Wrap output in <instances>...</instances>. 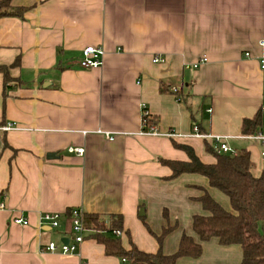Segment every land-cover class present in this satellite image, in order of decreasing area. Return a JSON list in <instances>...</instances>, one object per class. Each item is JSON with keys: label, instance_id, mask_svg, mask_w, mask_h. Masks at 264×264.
Masks as SVG:
<instances>
[{"label": "crops", "instance_id": "obj_1", "mask_svg": "<svg viewBox=\"0 0 264 264\" xmlns=\"http://www.w3.org/2000/svg\"><path fill=\"white\" fill-rule=\"evenodd\" d=\"M10 7L27 9L0 17V64L10 65L6 85L0 72V125H16L0 132V264H127L90 230L76 252L46 249L73 240L75 208L121 214L127 250L155 254L170 226L164 254L178 250L184 233L200 241L193 216L209 212L198 198L207 190L233 211L230 199L205 175L171 177L161 161H189L178 143L216 162L206 144L221 153L217 143L193 135L195 126L226 137L236 152L249 150L253 175L262 174L264 140L253 136L264 135V122L250 136L243 121L259 111L264 118V0H10ZM89 45L103 47L102 66L81 65ZM145 111L159 134L145 132ZM43 213H60V226L40 227ZM21 216L30 223L14 221ZM242 258L239 244L213 238L201 256L177 264Z\"/></svg>", "mask_w": 264, "mask_h": 264}, {"label": "trees", "instance_id": "obj_2", "mask_svg": "<svg viewBox=\"0 0 264 264\" xmlns=\"http://www.w3.org/2000/svg\"><path fill=\"white\" fill-rule=\"evenodd\" d=\"M26 9H13L10 7V0H1L0 17L14 14L23 17ZM9 66L0 64L5 85L10 80ZM176 96L179 100H185L178 91ZM144 116L147 130L154 121L150 120L149 115ZM263 120L262 111L253 118L244 119L243 132L250 136L259 133ZM176 145L187 151L190 159H161L172 169L171 177L185 172L205 175L211 186L220 189L229 197L233 211L226 210L205 190L198 200L209 214L193 216V228L200 241L184 233L178 250L173 254H164L162 251L163 241L171 232V226L166 227L162 234L157 236L160 249L155 254L139 250L135 245L129 250L125 249L120 237L124 230L121 214H111L106 218L97 213H85L86 228L92 232L93 237L104 244L107 255L127 259V264H177L178 259L184 256L198 258L203 253V243L213 238L222 245L239 244L243 250L241 264H264V232L261 227L264 223V166L262 174L254 176L251 171V154L247 149L236 154L219 153L213 145L207 143L206 150L215 156L216 162L203 163L191 146L178 143ZM165 215H168L167 211ZM68 220L72 226L71 211L68 213Z\"/></svg>", "mask_w": 264, "mask_h": 264}, {"label": "built area", "instance_id": "obj_3", "mask_svg": "<svg viewBox=\"0 0 264 264\" xmlns=\"http://www.w3.org/2000/svg\"><path fill=\"white\" fill-rule=\"evenodd\" d=\"M261 45L264 46V40L261 41ZM83 59L81 61V65L86 68H97L103 65L104 60V54L105 51L103 47L89 45L83 49ZM208 58L201 59L200 61L194 63V67L197 68L199 65L203 62H206ZM164 59L161 57H155L154 61L159 62L163 61ZM261 67L264 69V54L261 57ZM177 89H174L176 91ZM264 110V107H263ZM144 115H148V112H144ZM146 121V120H145ZM16 125L14 123H6L0 125V132H5L11 129H15ZM145 132L149 134H159V132L156 130V128L151 125L149 129L145 130ZM167 136H175L177 134L174 133V131H170L168 133H165ZM195 136L203 137V138H212L217 143V147L221 153H231L236 154L237 152L234 151L233 148H231L226 142L225 138L222 135H216V134H205L202 133L197 126L194 127V134ZM107 136L110 139H113L114 137L110 135V133H107ZM255 138L264 140V135L258 134L257 136H253ZM68 151L71 153H76L78 155H84L85 148L82 147H75L71 146L68 148ZM262 157L264 158V151H262ZM1 207L3 204L0 205ZM72 216V229L74 232L73 240H69L68 242H63L61 246L56 245L54 242H50L49 245L46 246V249L48 251H61L63 253H72L78 251L80 245L82 242L86 239V233L89 231L88 228H86L84 223V217H85V211L82 208H75L71 211ZM60 219L61 214L60 213H43L40 216V227L44 225H48L52 228L59 227L60 226ZM16 223H19L21 225H28L30 222L28 218L25 217H16L14 219ZM123 261H127V259H123Z\"/></svg>", "mask_w": 264, "mask_h": 264}, {"label": "water", "instance_id": "obj_4", "mask_svg": "<svg viewBox=\"0 0 264 264\" xmlns=\"http://www.w3.org/2000/svg\"><path fill=\"white\" fill-rule=\"evenodd\" d=\"M48 156H49V157H55V154H49ZM140 213H141V214H144V209H142ZM67 241H68V240H67ZM67 241H66V242H67Z\"/></svg>", "mask_w": 264, "mask_h": 264}, {"label": "rangeland", "instance_id": "obj_5", "mask_svg": "<svg viewBox=\"0 0 264 264\" xmlns=\"http://www.w3.org/2000/svg\"><path fill=\"white\" fill-rule=\"evenodd\" d=\"M261 227H262V225H261Z\"/></svg>", "mask_w": 264, "mask_h": 264}]
</instances>
